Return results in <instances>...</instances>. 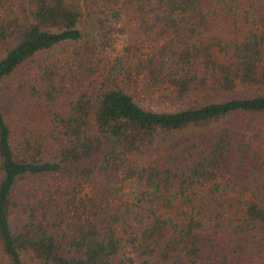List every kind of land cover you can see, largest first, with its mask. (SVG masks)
<instances>
[{
	"label": "trees",
	"instance_id": "1",
	"mask_svg": "<svg viewBox=\"0 0 264 264\" xmlns=\"http://www.w3.org/2000/svg\"><path fill=\"white\" fill-rule=\"evenodd\" d=\"M260 246L264 0H0V264H264Z\"/></svg>",
	"mask_w": 264,
	"mask_h": 264
},
{
	"label": "rangeland",
	"instance_id": "2",
	"mask_svg": "<svg viewBox=\"0 0 264 264\" xmlns=\"http://www.w3.org/2000/svg\"><path fill=\"white\" fill-rule=\"evenodd\" d=\"M233 27H230L231 29ZM116 43V42H115ZM123 44L122 39L117 41V48L116 50H121V45ZM115 50V52H116ZM108 52H110L109 48L107 49ZM36 68L30 64H24L21 67H19L11 76L6 78V80L2 83V96L5 103H8L11 108L16 106V103L18 102V98L22 95L18 88L19 80H23L28 78V74L30 72H34ZM39 112L40 114H43V110L45 109L43 104H39ZM233 119H236V117H233ZM231 194V193H230ZM261 251L264 250V246H260ZM247 254V253H246Z\"/></svg>",
	"mask_w": 264,
	"mask_h": 264
}]
</instances>
